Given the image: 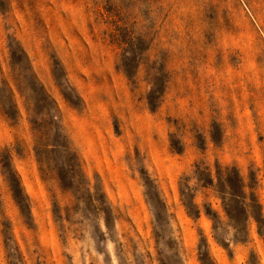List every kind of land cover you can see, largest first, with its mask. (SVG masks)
I'll list each match as a JSON object with an SVG mask.
<instances>
[{
  "label": "rangeland",
  "instance_id": "obj_1",
  "mask_svg": "<svg viewBox=\"0 0 264 264\" xmlns=\"http://www.w3.org/2000/svg\"><path fill=\"white\" fill-rule=\"evenodd\" d=\"M0 264H264V0H0Z\"/></svg>",
  "mask_w": 264,
  "mask_h": 264
}]
</instances>
